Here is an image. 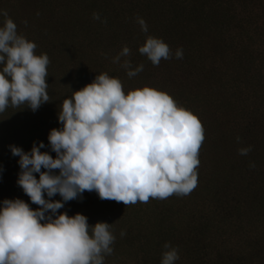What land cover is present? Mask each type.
<instances>
[{
	"label": "trees",
	"instance_id": "1",
	"mask_svg": "<svg viewBox=\"0 0 264 264\" xmlns=\"http://www.w3.org/2000/svg\"><path fill=\"white\" fill-rule=\"evenodd\" d=\"M0 10L50 61V100L36 111L21 105L0 113V201L39 207L17 184L19 157L9 145L30 151L43 141L41 151L55 157L48 133L62 126V101L107 72L125 92L152 86L197 115L204 129L197 186L129 205L85 191L58 212L111 224L115 240L104 264H160L165 242L178 249L175 264H264V0H0ZM149 35L162 38L172 57L153 65L140 54ZM124 45L132 65L144 66L131 78L112 62ZM178 48L182 59L174 55ZM247 146L248 155H240Z\"/></svg>",
	"mask_w": 264,
	"mask_h": 264
},
{
	"label": "clouds",
	"instance_id": "2",
	"mask_svg": "<svg viewBox=\"0 0 264 264\" xmlns=\"http://www.w3.org/2000/svg\"><path fill=\"white\" fill-rule=\"evenodd\" d=\"M0 16V113L21 105L36 111L50 100L49 57L36 54L35 42L18 33L6 11L0 10ZM93 18L101 19L99 13ZM136 22L147 33L146 21L137 16ZM138 51L153 65L173 55L162 38L151 35ZM174 55L182 59L183 50ZM130 56L124 45L112 57L129 78L144 67L133 66ZM58 120L62 126L48 133L55 157L41 151L43 141L34 142L30 151L9 145L19 157L17 184L39 207L33 209L20 198L0 201V264H104L115 240L111 224L90 225L82 213L58 212L65 202L95 191L100 199L125 205L146 203L187 195L197 186L202 123L164 90L145 85L125 92L119 78L99 73L62 101ZM238 151L246 156L251 146ZM57 194L61 199H51ZM163 247L160 264H175L178 249L169 242Z\"/></svg>",
	"mask_w": 264,
	"mask_h": 264
}]
</instances>
